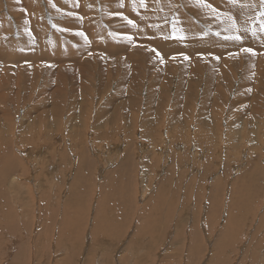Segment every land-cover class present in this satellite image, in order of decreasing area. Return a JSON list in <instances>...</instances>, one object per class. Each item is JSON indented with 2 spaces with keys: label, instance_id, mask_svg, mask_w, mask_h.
Here are the masks:
<instances>
[{
  "label": "rangeland",
  "instance_id": "obj_1",
  "mask_svg": "<svg viewBox=\"0 0 264 264\" xmlns=\"http://www.w3.org/2000/svg\"><path fill=\"white\" fill-rule=\"evenodd\" d=\"M0 1L4 37L14 41L17 52L20 44L29 42V39L23 34L22 23L10 11L12 1ZM32 1L40 28L39 49L42 45L46 47L51 37L55 36L60 52H63L69 39L60 27L67 23L66 17L59 11L63 9L69 13L67 31L70 39H74L75 33L70 29L79 21L80 9L84 7L85 13L89 14L82 15V18L95 19L105 30L103 40H98V46L105 43V47L90 54H98L102 58L100 67L103 68L95 76L92 75L93 70L76 71L78 79L73 81L80 88L89 85L87 88L92 97L87 100L95 98L93 107L90 104L93 108L91 116L87 113L90 110L88 105L85 109L80 108L86 99L79 93L76 95L78 98L75 96L72 101L67 85L62 89L70 94L69 99L60 103V99L56 98L60 97L59 94L53 97L51 91L59 88L56 76L48 84L50 87H44L46 89L42 84L38 83L36 88L34 82L25 80L19 93H16L18 88L11 90V96L17 98L15 105L19 106L14 112L19 113L16 112L17 119L14 114L11 116L16 127L0 116V161L5 156L9 159L8 151L16 146L12 156L17 165L8 162L13 166L12 172L5 171L3 163L0 166V229H3L0 230V235L3 234V237L0 236V264H264V82L258 83L264 69L256 70L255 58L258 60V56L254 55L258 53H253L250 58L244 59L252 62L254 67L247 73L246 81L241 76L234 81L232 77L227 78L228 82L223 84L215 81L224 62L234 61L233 50L242 51L235 43L239 33L233 31L235 34L232 36L222 27L223 23H215L222 28L220 32L205 21L206 17H198L187 8V3L198 5L200 2L222 7L230 0H212L216 3L211 0L148 2L144 13L148 18L157 17L154 19L156 29L169 23L168 41L175 39L172 24L178 11L186 13L199 28L194 32L196 40L215 39V43L205 42L208 50L204 51L217 56L211 60L214 62L217 59L214 71L218 73H213L214 82L210 83L213 86L208 88H204L205 84L199 77L190 82L189 75L194 77L192 73L185 72L183 77L180 73L173 79L172 86L175 87L170 89V99L164 108L161 94L158 100L149 101L148 90H151L153 81L148 80V83L146 80L139 88L141 90L138 89L131 111L128 109L122 119L115 108L131 96L132 76L126 77L127 82L125 79L122 87L120 80L113 79L110 65L114 58L120 56L117 51L131 54L129 49L133 50L136 37L130 34L128 41H124L112 35L114 28L107 21L109 17H105V4L113 7L115 20L120 16H139L140 7L147 0H139L136 6L134 0ZM238 4L239 16L235 13L232 20L236 22L234 26L238 20L241 21L242 29L253 36L255 30L264 24V0H242ZM214 11L211 8L205 13ZM30 15L34 17V14ZM126 19L128 26H134L133 19ZM226 20L229 22L228 18ZM162 39L165 38L158 36L155 41ZM221 42L230 44H227L228 48L222 47ZM144 45L150 47L146 43ZM163 56L169 60L160 49L157 53L154 51L151 57L149 54L148 62L151 60L152 66L148 65L147 71L151 75L157 72V79L166 71L164 63L163 66L160 64ZM185 61L181 60V64H190L189 60ZM0 64L5 63L0 61ZM38 64L40 62L35 63ZM159 67H164L163 72L159 73ZM201 68L203 70V66ZM188 69L199 70L194 66ZM15 75L10 74L12 85L18 78ZM91 76H94L93 83L89 82L92 81ZM154 83L161 91L163 85ZM178 83L182 87L178 88ZM221 86L224 89L222 96L216 90ZM93 87L95 90L90 91ZM192 88L191 95L188 91ZM153 89L156 95V89ZM176 92L181 94L180 97L176 96ZM175 97H182L177 106L174 105ZM202 102L204 105L206 102L207 106L205 111L202 109L204 114L200 110ZM68 103L75 104L79 111L67 106ZM56 104L62 111H57ZM164 113L166 120L161 118ZM200 115L205 120H200ZM173 116L180 118L181 131L188 133L186 138L174 136L172 130L175 124L170 125ZM45 122L48 124L43 126ZM192 123L194 126L190 128ZM77 127L81 129L77 130ZM122 128L129 129V134L124 133ZM73 131L77 134L72 136ZM202 131L210 135L209 139L201 135ZM25 136L34 141L23 142ZM43 136L48 139L46 143ZM80 136L82 141L73 146L72 140L78 141ZM13 178L19 179L16 181L19 185L11 188Z\"/></svg>",
  "mask_w": 264,
  "mask_h": 264
},
{
  "label": "bare ground",
  "instance_id": "obj_2",
  "mask_svg": "<svg viewBox=\"0 0 264 264\" xmlns=\"http://www.w3.org/2000/svg\"><path fill=\"white\" fill-rule=\"evenodd\" d=\"M10 1H12V3L10 4V11H11V13H13V14L16 15V20L18 19V21L20 23H22L21 29L23 30V34L25 35V37L29 39V42H27V43H21L20 46H19V50L16 52L15 51L16 44L14 43L13 40H8V39H6L4 37V32L5 31H3L4 28H3L2 24L0 23V61H1V63H5L4 64L5 66L0 64L1 65L0 67H2V66L5 67V68H1L3 70L0 69L1 70V72H0V107H1V113L0 114L1 115L0 116H3L4 119H5V121H9V125H13L14 124V127H16L15 122H14V119L11 118V116H12V114H14V118L17 116V114H16L17 111L14 112V109L17 108V107H19V106L18 105H15L16 104V101H17L16 100L17 98L11 96V92H12L11 90H14L15 88H18V91L16 93H19L20 92V88H22V84H23V82H25V80H27V81L30 80L31 83L34 82L33 84H34V86L36 88L39 87L38 86V83L39 84H42V86L44 88L46 85H48L50 83V81H53L52 80L53 79V76H56V81H58L57 84H58V87H59V88H56L55 90L51 91L53 93V97H54V95L56 96L57 94H59L60 97H56V98L57 99H60L59 100L60 103L61 102H64L67 98L69 99L68 95H70V94H67L66 91H64V89H62L64 87L66 88V85H67V87L69 86V92L68 93H72V96H73L72 101L76 97L78 98V96H76V95H78L79 93L82 95V97H84L86 99V102L84 104L81 103L82 106L80 108L85 109L86 106L88 105L90 110H88L87 113H89V115L91 116V114L93 113V108L90 107V104L93 107V101L95 100V98H92L91 100H87L89 97H92V95L89 94L90 93L89 90H88L89 85L81 86V88H80L79 86H75V84H74L73 81H75V80L78 79V75L76 74V71H78V73H80L81 71L85 72L86 70H93L92 75L95 76V74H98L99 69L103 68V67H100L101 64H102V60H101L102 58L98 54H93V55H90V54L92 52L93 53H97L98 52V51H96L97 49L98 50H102L105 47L103 45L105 43H103L102 45L98 46V40H100V41L103 40L102 39V35H105V30L102 29V28H100L101 25L95 19H93L91 17L88 18V19L82 18V15H84V17H85V16H87L89 14V12L85 13V10H84V7H83V8L80 9L81 17L79 18V21L76 23L75 26H73L70 29V32H74L75 33L74 34V39H70L69 34H68V31H67V29L69 28V24H68L69 13L62 9L63 11L60 10L59 12L66 17L67 23L60 25V27L63 29V32H64L65 37L67 39H69V43H66L65 42L64 50H63V52H60L59 51V48H58V41H57V39H56L55 36H52L51 39H50V41H49V43H47L46 47L44 45H42L41 48L39 49L38 39H39V36H40V28H39V25H38V17H37V14L34 13V8H33V2L34 1H32V0H29V2L27 0H22V1L21 0H10ZM138 1L139 0H134L135 6H136V4H137ZM149 1H151V0H147L145 2V4H143L140 7V15L139 16H120L118 19H115L117 21H115L113 19L114 12H115L114 9H113V7L110 4H105V8L107 10L106 11L107 16H105V17L106 18L109 17L107 19V21L109 20L108 21L109 24L111 23L110 26L114 28L111 31L112 32V35L116 39H117V37H119V38H122V40H124V41H128L127 38L130 36V34H133L136 37V42L134 43L132 41V43H134V45H135L133 47V50L129 49V51H132L131 54L124 55L125 51L123 53H121L120 51H117L120 48V47H118L116 49V51L119 52L120 56L116 57V59L114 58V60L111 59L112 60L111 61V65H110L112 67L111 68V71L112 70L115 71V72H113V71L111 72V73H114L113 79L116 80V81L120 80V82L122 84V87H123L124 80L126 79V77H128V75L129 76L130 75L132 76L131 90L129 88V91L131 92V96H129L128 98L124 99L123 102L121 101L122 103L120 105L117 104V106L115 108V110L117 111V113H119V116H120L121 119L123 118V114H126V112L128 111V109L131 111V109H130L131 104L136 99V96L138 94V91L141 90L139 88L142 86L143 82H146V80H147V82H148V80L150 82L153 81V84L150 86L151 90H148L149 91V94L148 95L150 97L149 101L150 100L152 101L153 99H157L158 100V98L160 97L158 95L161 94L160 100H163V105H164L163 108H164L165 105H166V101H168L170 99V96H168V93H169L170 89L173 88V87H175V86H172L173 85V79H176L177 77H179V74L180 73L182 74V77H183V75H185L184 74L185 72H187L188 74H191L192 73V75L194 77H191V75H189L190 78H189V76L187 77V78L190 79V82H194V81H196V80H198L200 78L201 81L205 84V86L203 84L204 88H208L211 85L213 86V83L210 85L211 81L214 82L212 80L215 77V75H213V73H218V71L217 72L214 71L217 68V63H218V62L216 63V60L217 59H215L214 62L212 61L217 56H215L211 52L210 53H207V52L204 51V50H208L206 48L207 45H206L205 42L215 43V39L212 38V37H209V38H207L205 40H201V41L196 40L194 38L195 35H196L194 32H196L197 29H199V28L187 17L188 15L186 13H183V11H178V12L175 13V17H174L175 18V23L172 24V34H173L172 36L175 39H172L173 42L172 41H168V39L166 37L168 35H170V30H171V27L168 25L169 23L167 22L168 24H163V25H161V27L159 29H156L157 28V26H156V20H154V19H157V17H150V18H148L147 17L148 15L146 13H144V9L148 6V2ZM241 1L242 0H230L227 4H225V5L222 4V7H218L216 4H213V6L211 7L208 4H205V3L203 4V2H200L198 5H195V4H192V3H187V5H188L187 8H190L191 11L193 13L197 14L198 17H201V18L206 17L207 19L205 21L208 22L210 24V26H211V24H213L214 27H217L219 29V31H220V29H222V28H220L215 23L221 22V23H223L222 24L223 25L222 27L223 28H226V30L228 32H230L232 34V36H234V34H235V33L233 34V31H237L239 33V37L237 39L238 41H236L235 43L239 44L238 47H240V49L242 51L235 52L233 50V53L234 54H232V56L234 58L233 59L234 61H227L226 60L224 62L223 66H222V69H221V71L223 72V74H221L222 72L220 71L219 74L217 75V79L215 80L217 82L219 81V83H222V84L224 82H228L227 78L228 79H231V77H232V80L233 81L238 76H241L240 78L243 81L244 80L245 81L247 80V78H246L247 77V73L249 71L253 70V68H254L252 62H249L248 63V62H246L247 60H244V59L250 58V54L251 55L253 53H258L259 54V55L258 54L254 55L256 57L258 56L257 57L258 60L255 58L256 65H257L256 66V70L259 71L260 69H262V70L264 69V24L259 29H256L255 30L253 36H249V33L247 31H245L244 29H242L243 26H242V24H240L241 21H239V20L237 21L236 27L234 26V24L236 22L234 21L235 23H233V21H232L235 18V13H236V16L237 17L239 16L237 14V12H238V7L240 6V4H238V3L241 2ZM212 2H214V1H212ZM214 3H216V2H214ZM68 8H69V10L72 9L70 7H68ZM211 8L212 9H215V11L213 13H209V14L205 13V12L211 11ZM31 11H33V13H31ZM26 12H28V13H26ZM30 14H34V17L32 18ZM144 17H145L146 20H141ZM126 18L133 19L134 24H132V25H134V26H128V24H127V21L128 20ZM227 18L229 19L228 20L229 22H227V20H226ZM112 22H114V23H112ZM27 25L29 26V28H27ZM254 27H255V25H254ZM252 30H253V28H252ZM216 33H218V31ZM231 34H230V36H231ZM94 36H96V38H94ZM158 36H162L165 39H162V41L161 40L155 41ZM236 37L237 36H235V38ZM145 38H147V40ZM148 38H149V40H148ZM223 38H221V39H223ZM235 38H232V39L235 40ZM131 39H134V38H131ZM109 40H106V41H109ZM229 41L231 42V44H233V41L232 40H229ZM145 43L148 46H150V47H146L144 45ZM220 44H221L222 47L223 46L224 47H227V44H230V43H228V42H221ZM29 45H30V49L28 48ZM44 48H46V50ZM112 48H116V47L114 46ZM234 48L237 50L236 47H234ZM157 49H160V51L164 52V55H166L167 59H169V60H166V58H164V56L161 59V63L160 64H162V66H163V63H164V65L166 67V71L165 72L162 71V69H164V67H162V69H160L161 67H159V69H157L159 71V73L163 72L162 73L163 76L162 77H159L160 80L157 79V77H156V75H158L157 72H156V75H154V74L151 75L147 71L148 65L149 66H152L151 65V60H150V62H148L149 54H150V57H151L152 56V53L154 51H156V53H157ZM94 51H96V52H94ZM213 56H215V57H213ZM251 57H253V56H251ZM181 60H183V61L189 60L190 61V64L189 63H187V64H181ZM202 60H204V61H202ZM251 60H253V59H251ZM156 61H157V59H156ZM158 61H157V63H158ZM39 62H40V64L35 65V63H39ZM201 65L203 66V70L201 68L202 67ZM191 66H194L196 68H199L198 72H196V70H189L188 67H191ZM232 67H233V69H232ZM14 69H17V70H14ZM154 70H156V69H154ZM24 72H26V74ZM199 72H201V74H198ZM254 72H255V70H254ZM151 73H153V72L151 71ZM154 73H155V71H154ZM10 74H16L18 76L15 85H12V82L10 81L11 80L10 79ZM259 74L260 73H258V77L261 76V79L259 80L257 78L259 82L256 81V83L257 82L260 83L262 81L264 82V72H261V75L260 76H259ZM94 76H91L90 77L92 81H89V78H88V81L91 82V83H93L94 82L93 81ZM196 77H199V78H196ZM209 77H211V78H209ZM206 80L209 81V82H207ZM249 80H250V78H249ZM69 81H72V82H69ZM185 81H187V80H184V82ZM78 82H80V81H78ZM126 82H127V79H126ZM154 82H157V83L160 82L159 83L160 86L163 85L161 87V91L159 89L160 87H156L157 84H155ZM252 82H253V80H252ZM148 83H146V84H148ZM179 83H178V88H179V86L182 87V85H179ZM215 83H214V86H215ZM121 84H119L118 87H120ZM187 84H188V82H187ZM184 85L185 84H183V86ZM70 86H72V87H70ZM152 87L156 89V93H155L156 95H154V89ZM127 88H128V86H127ZM252 88L253 87H251V89ZM44 89H46V88H44ZM91 89L93 91L95 90L94 87L93 88H90V91H91ZM124 89H123V91H124ZM181 89H183V88H181ZM158 90L160 91V93L158 92ZM178 90H180V89H178ZM211 90L212 89H210L209 91H211ZM216 90H219V93L221 92V96L223 95L222 92H224V89H223L222 86L221 87H218V89H216ZM180 91L182 92L183 90H180ZM249 91H252V90H249ZM44 92H46V90H44ZM116 92L120 93L119 91H116ZM188 92L191 94L193 92V88H192V90H190ZM206 92H208V91H206ZM35 93H37V92L35 91ZM122 93L123 92H121L120 94H122ZM260 93H263V91L260 92ZM93 94H94V92H93ZM176 94H177V92H176ZM190 94H189L188 97H190ZM126 95L128 96V94H126ZM180 95L177 94L176 96L180 97ZM206 95L207 94H205V96ZM45 97L46 96H44V98ZM262 97H260V98H262ZM175 98H177V97H175ZM206 98H208V97H206ZM248 98H249V96H248ZM180 99L177 98V100L175 101V104H174L175 106L178 105V103H179L178 101ZM185 99H186V101H188L186 97H185ZM32 100H33V98H32ZM113 100H115V99H113ZM107 101H108V99H107ZM87 102H91V103H87ZM160 102L158 104H160ZM69 103H71V102H69ZM69 103H68L67 106H71L73 108H76V110L79 111L77 109V107L74 106L75 105L74 103H73L74 105H71ZM207 103H208V101H207ZM106 104L109 105V103H106ZM202 104L203 105L200 107V110L203 109L205 111L206 108H204V107H207L206 106V102H205V105H204V102H202ZM56 105H57V108H58V109L56 108L57 111H59V110L62 111L61 110L62 108L58 104H56ZM77 105H79V104H77ZM134 106H135V104H134ZM104 107H106V105ZM106 108H108V107H106ZM151 108H153V107H151ZM66 109H67V107H66ZM203 110L201 111L202 114H204ZM72 111L75 112L74 109H72ZM156 111H158V110H156ZM173 111L174 110L172 109V112H171L172 114H173ZM159 112H161V111H159ZM17 113H19V111ZM165 113L161 117L163 120H166V117L165 116L168 115L167 113H166L167 115ZM128 114H131V112H129ZM193 115L194 114H192V117H193ZM200 116H201L200 117V120H205V119H202V117H203L202 115H200ZM137 117H139V116L137 115L136 118ZM17 118L18 117H16V119ZM176 118H178V117H176ZM176 118L173 116V120L172 121H171V118H170V122H171L170 125L175 124L174 131L172 130V132L174 133V136L175 135H181V137H183V138L185 137L186 138V136H187L188 133L185 131V134H183V130L181 131L182 128H180V126H182L181 125V120H180V118H178V119H176ZM138 120H140V119H138ZM197 120H196V122H197ZM119 122H120V119H119ZM47 124H48V122H45V124L43 126H46ZM166 124H167L166 127L168 129H170L169 128L170 125L168 123H166ZM156 125H157V123H156ZM21 126H23V124ZM121 126H122V122H121ZM124 126H126V125H124ZM193 126L194 125L192 123V125H191L190 128H193ZM76 129L79 130L81 128H78L77 127ZM122 130H124V133L129 134V129H123L122 128ZM150 132H151V130H150ZM79 133H80V131H79ZM147 133H149V130H147L146 136H148ZM76 134L77 133H75V131L72 132V136L73 135H76ZM152 134H153V132H152ZM201 135L204 138H207V139H209L208 137L210 136L206 131H204V132L202 131ZM15 136H16V133H15ZM43 139H44V143H46L48 141V139H46L44 136H43ZM33 141L34 140H31V137L30 136H25L23 138V142H26V143H32ZM81 141H82V137L81 136H80V139H78V141L77 140L76 141L72 140L73 146L76 143L81 142ZM175 141H179V139L178 140L176 139ZM3 147L6 149L5 146H3ZM163 147H165V146H163ZM13 149L16 150L17 147L14 146L10 151H8L10 153L8 155V158L9 159H7L6 156H5L0 161V166H1V163H3L4 164L3 167H4V169L6 168L5 171H7V172H9L8 170L11 171V169L13 168V166L10 165L8 162H11V163L17 165L16 160L13 159L14 157L12 156L13 155L12 154V150ZM12 171H13V169H12ZM37 175H40V174H37ZM18 180H19L18 178H13L14 185L11 186V188L12 187H15L17 184L19 185V182H16ZM18 217H17V219H18ZM15 219H16V217H15ZM18 220H20V217H19ZM1 221L2 220H0V222ZM16 227H14V228H16ZM0 230L2 231L3 229H0ZM15 230L17 231V229H15ZM4 231H5V229H4ZM11 231H13V230H11ZM1 235L0 236L3 237V234L2 233H1ZM1 240H2V238H1Z\"/></svg>",
  "mask_w": 264,
  "mask_h": 264
}]
</instances>
